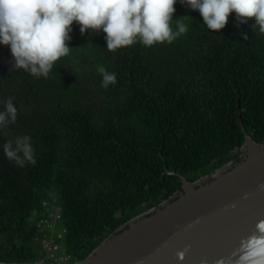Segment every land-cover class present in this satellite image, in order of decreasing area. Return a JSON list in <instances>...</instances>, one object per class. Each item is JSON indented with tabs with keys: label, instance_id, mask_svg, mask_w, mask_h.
<instances>
[{
	"label": "trees",
	"instance_id": "16d2710c",
	"mask_svg": "<svg viewBox=\"0 0 264 264\" xmlns=\"http://www.w3.org/2000/svg\"><path fill=\"white\" fill-rule=\"evenodd\" d=\"M254 23L232 14L211 33L199 14L171 45L117 52L74 23L70 55L48 79L0 71V99L12 96L19 110L11 133L30 135L37 158L21 169L0 151V263L42 260L33 219L45 202L60 209L64 247L79 262L173 201L182 178L241 161L246 136L262 145L264 35ZM98 66L116 74L114 86H102Z\"/></svg>",
	"mask_w": 264,
	"mask_h": 264
},
{
	"label": "clouds",
	"instance_id": "9594fccd",
	"mask_svg": "<svg viewBox=\"0 0 264 264\" xmlns=\"http://www.w3.org/2000/svg\"><path fill=\"white\" fill-rule=\"evenodd\" d=\"M177 2L199 12L211 33H219L235 14L238 25L254 19L253 31L264 35V0H0V45L10 48L14 70L46 80L57 62L70 55L74 23L82 36L104 33L109 52L137 44L145 48L171 45L188 32L185 21L191 18L173 20ZM242 38L248 39L247 35ZM96 71L105 89L117 83L114 72L103 66ZM18 116L12 96L0 99V151L23 169L35 166L37 158L30 135L11 133ZM235 255L236 264H264V221L240 241Z\"/></svg>",
	"mask_w": 264,
	"mask_h": 264
},
{
	"label": "water",
	"instance_id": "95a60500",
	"mask_svg": "<svg viewBox=\"0 0 264 264\" xmlns=\"http://www.w3.org/2000/svg\"><path fill=\"white\" fill-rule=\"evenodd\" d=\"M242 152L204 183L182 178L173 201L135 217L74 264H236L240 241L264 221V143L246 136Z\"/></svg>",
	"mask_w": 264,
	"mask_h": 264
},
{
	"label": "built area",
	"instance_id": "2783aa9c",
	"mask_svg": "<svg viewBox=\"0 0 264 264\" xmlns=\"http://www.w3.org/2000/svg\"><path fill=\"white\" fill-rule=\"evenodd\" d=\"M44 211L34 213L33 222L37 231L36 247L43 261L50 264H69L72 256L64 247L67 230L62 225V215L56 205H48Z\"/></svg>",
	"mask_w": 264,
	"mask_h": 264
},
{
	"label": "flooded vegetation",
	"instance_id": "af4514ba",
	"mask_svg": "<svg viewBox=\"0 0 264 264\" xmlns=\"http://www.w3.org/2000/svg\"><path fill=\"white\" fill-rule=\"evenodd\" d=\"M13 60V57L11 55V52H10V48L9 47H6V46H2L0 45V71H1V74L4 75V76H8L10 77L12 74V71H16V70H19V69H16L14 70V68L12 67V65L10 64V61ZM6 98H8V95L6 96ZM234 162L233 164H235L236 162L235 161H232ZM231 163V162H230ZM217 171V170H216ZM214 176V175H213ZM212 176V177H213ZM211 177V178H212ZM210 178V177H205L203 180H202V183L206 182V180Z\"/></svg>",
	"mask_w": 264,
	"mask_h": 264
},
{
	"label": "rangeland",
	"instance_id": "374dc122",
	"mask_svg": "<svg viewBox=\"0 0 264 264\" xmlns=\"http://www.w3.org/2000/svg\"><path fill=\"white\" fill-rule=\"evenodd\" d=\"M174 7H175V11H176L175 16L179 14V19H180V16H181V18H183V17H191L190 19H188V20L185 21V23H186L187 25H189V23H190V21H191L192 18H194V17H196V16L199 15V12L191 11L186 5H183V6H182L179 2H177V3L174 5ZM175 16L173 15V19H174ZM242 155H243V152H242V154H241V157H242ZM233 163H234V162H231V163L229 162V163H227V164H226L225 166H223V167H228V166L232 165ZM220 169H221V168H220ZM220 169H218L216 172H214L213 175L217 174V173L219 172ZM206 177H209V176H206ZM204 178H205V177H204ZM204 178H203V179H204ZM203 179L196 181L195 184H197V183H202V180H203ZM69 254L71 255L72 253L69 252ZM40 261H41V260H40ZM74 263H76V261H75V262H72L71 264H74Z\"/></svg>",
	"mask_w": 264,
	"mask_h": 264
}]
</instances>
